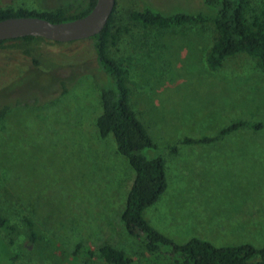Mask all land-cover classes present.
Masks as SVG:
<instances>
[{
    "label": "rangeland",
    "instance_id": "374dc122",
    "mask_svg": "<svg viewBox=\"0 0 264 264\" xmlns=\"http://www.w3.org/2000/svg\"><path fill=\"white\" fill-rule=\"evenodd\" d=\"M254 11L264 0H250ZM88 0H0V7L76 14ZM125 28L109 56L127 70L129 102L166 165L167 189L144 217L173 242L193 237L216 246L264 247V73L241 53L210 70L211 23L168 30L131 27L128 12L145 5L164 14L205 11L201 0H116ZM39 57L33 63L26 55ZM96 55L90 40L42 38L0 45V264H106L99 249L123 251L130 264H176L150 253L121 220L134 171L113 137L101 139ZM236 120L259 122L212 144L185 138L216 135ZM178 144L176 154L167 148ZM172 165L173 176L169 174ZM25 219L36 231L28 240Z\"/></svg>",
    "mask_w": 264,
    "mask_h": 264
},
{
    "label": "trees",
    "instance_id": "16d2710c",
    "mask_svg": "<svg viewBox=\"0 0 264 264\" xmlns=\"http://www.w3.org/2000/svg\"><path fill=\"white\" fill-rule=\"evenodd\" d=\"M201 1L205 11L164 14L145 5L140 10L128 12L127 19L131 27L162 30L211 23L216 31V38L206 55L208 69L217 70L226 59L244 53L252 58L264 73V6L256 12L250 0ZM94 4L95 0H88L85 9L76 14L69 13L63 6L40 13L22 8L0 7V21L11 17H37L51 23H60L86 15ZM116 9L115 0L114 10L105 28L100 34L87 40L92 42L98 69L102 71V79L98 82L102 111L95 120V126L101 139H106L110 135L113 137L117 152L127 159L134 171V180L121 215L125 231L128 235L142 240L150 253L164 254L176 264H264V247H256L250 243L216 246L197 237L178 244L159 233L144 217L145 210L157 203L167 189L165 161L159 154L155 157L146 154L147 150H158V147L131 107L126 68L109 56V47L115 46L120 35H123L122 32L126 30L115 24L118 18ZM34 39L36 37L1 41L0 45L13 41L30 42ZM25 53L33 63L40 62L39 57L32 51L27 50ZM8 110L7 105L0 108V121ZM262 127L259 122L236 120L221 128L214 136L185 137L178 144L186 146L212 144L238 130L259 131ZM178 144L169 146L168 152L176 154ZM25 223L28 240L34 243L35 226L30 219H25ZM12 229L8 219L0 215V230ZM99 252L106 264L131 262L123 251L109 245L102 246Z\"/></svg>",
    "mask_w": 264,
    "mask_h": 264
},
{
    "label": "water",
    "instance_id": "95a60500",
    "mask_svg": "<svg viewBox=\"0 0 264 264\" xmlns=\"http://www.w3.org/2000/svg\"><path fill=\"white\" fill-rule=\"evenodd\" d=\"M115 0H95L89 13L71 21L51 23L37 17H11L0 21V42L24 37L42 38L56 43L87 40L105 28Z\"/></svg>",
    "mask_w": 264,
    "mask_h": 264
},
{
    "label": "crops",
    "instance_id": "0c3cea01",
    "mask_svg": "<svg viewBox=\"0 0 264 264\" xmlns=\"http://www.w3.org/2000/svg\"><path fill=\"white\" fill-rule=\"evenodd\" d=\"M167 165H169V169H168V172H169V174H171L172 176H173V173H174V171H173V169H172V165L170 164V163H167ZM165 170H166V165H165ZM166 172V171H165Z\"/></svg>",
    "mask_w": 264,
    "mask_h": 264
}]
</instances>
